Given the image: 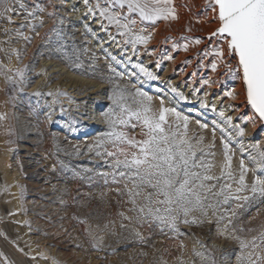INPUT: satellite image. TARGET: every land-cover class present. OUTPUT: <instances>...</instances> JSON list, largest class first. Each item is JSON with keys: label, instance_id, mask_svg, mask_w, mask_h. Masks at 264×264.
Listing matches in <instances>:
<instances>
[{"label": "rangeland", "instance_id": "obj_1", "mask_svg": "<svg viewBox=\"0 0 264 264\" xmlns=\"http://www.w3.org/2000/svg\"><path fill=\"white\" fill-rule=\"evenodd\" d=\"M27 3L29 10L37 4L44 8L38 13L42 26L29 30L23 16H14L11 25L0 21V65L3 66L0 67V115L6 117L0 120V264H212L211 259L205 258L209 255L216 264H240L237 257H247L252 249L241 250L234 237L250 241L264 231V198L257 195L248 202L233 200L218 207L215 215L212 209H208L207 215L193 211L187 219L195 220V224L180 223L179 234L167 229L161 231L156 225L136 220L137 213L131 210L127 194L116 191L123 189L124 181L112 182L113 169L91 147L109 130L104 115L113 108L109 97L123 90L126 98L123 103L135 109L139 99L136 90L140 89L152 97L149 103L153 113L158 111L163 99L166 108L174 107L181 116L189 118L185 130L182 121L173 115L167 117L169 122L180 125L178 131L193 149L203 153L198 159L210 165L205 174L219 178L206 182L215 185L213 191L230 184L227 191L235 193L243 160L249 190L240 195L252 196L251 183L257 175L264 177V170L257 167L254 159L257 150L251 145L260 144L264 150L259 136L263 126L255 136L248 137L245 119L250 107L244 95L234 91L241 77L230 74L225 67L230 63L236 68V60L229 61L226 54L224 62L212 71V57L203 58L204 49L210 47L208 37L218 27L211 9L204 10L206 0H172L177 19H160L154 24L142 22L159 30L158 42L164 48V55L171 50L175 58L181 57L178 70L187 71L186 81L194 77L197 84L204 79L216 87L204 99L202 92L178 86L177 92L186 100L176 97L159 79L146 80L133 67L142 64L151 71L152 66H145L146 58L137 53L129 56L125 54L128 50L122 49L114 56L109 55L99 46V39L93 37L95 29L91 25L95 19H89L90 30L89 24L75 20L76 9L71 8V0H27ZM122 12L140 21L138 14L127 12L126 6ZM54 27L61 30L60 37L51 31ZM111 27L118 34L115 25ZM4 28L12 31L5 34ZM132 31L150 37L145 45L152 41L151 33L138 29L137 23ZM18 32L29 36L30 41ZM195 38L202 42L195 44L192 42ZM174 43L179 47L174 49ZM184 44H188L187 50ZM12 49L19 52V58ZM118 54L122 58L114 60ZM201 61L209 67H200ZM26 65V86L19 91L6 82L5 76H14ZM112 68L122 75L117 76ZM53 71L59 72L52 75L54 79L47 86L46 76ZM131 73L136 78H131ZM161 73L162 70L153 72L159 78ZM59 82H68L73 88L60 86L56 91ZM224 89L233 94L234 106L242 110L239 117L232 118V124L244 128L243 137L237 136L224 122L232 112L213 102ZM93 90H98V94L89 97L95 100L88 99L87 93ZM36 92L41 95H34ZM202 103L208 107H202ZM213 107L216 111H212ZM220 111H224L223 117ZM127 131L142 138L139 127ZM225 142L229 145L230 161L225 160ZM60 162L68 165V170L62 169ZM104 173L109 174L107 183ZM21 187L23 200L19 198ZM214 199L209 194V202ZM221 215L224 220H219ZM240 228L244 231L240 232ZM137 232L143 240L136 236ZM256 251L264 255V250Z\"/></svg>", "mask_w": 264, "mask_h": 264}, {"label": "snow or ice", "instance_id": "obj_2", "mask_svg": "<svg viewBox=\"0 0 264 264\" xmlns=\"http://www.w3.org/2000/svg\"><path fill=\"white\" fill-rule=\"evenodd\" d=\"M82 2L87 10L84 13L85 16H91L100 22L105 31L108 26L115 25L118 35L124 38L122 41H115L116 46L131 45L134 53L136 46L146 44L150 37L133 33L132 29L137 21L122 12L125 6L128 13L138 14L141 22L148 21L154 24L160 19H177L172 0H96L95 3L93 0H82ZM29 7L27 0H0V21L11 25L14 23V16H23L29 30L34 31L37 26L43 25V20L38 13L43 12L44 8L38 4L31 10ZM208 9H211L214 19L218 21V27L208 37L210 47L204 49L203 58L212 57L210 63L212 71L216 70L218 63L224 62L226 54L229 61L236 60V68H233L230 63H226L225 67L228 68L230 74L240 76L242 79L246 90L247 105L254 113V116L249 119L254 123L258 118L264 124V0H206L204 10ZM104 21H107V24H104ZM60 23L62 25L64 21L61 20ZM3 31L7 34L12 29L4 28ZM51 31L57 37L61 36L59 28L54 27ZM17 34L24 40L30 41V37L25 36L23 32ZM109 39L115 40V37L110 34ZM182 39L188 40L189 38L183 37ZM221 41L226 43L221 44ZM192 42L200 44L202 41L200 38H195ZM177 47L179 45L174 43L173 48ZM187 47L188 44L183 45L185 50ZM225 47L227 53H225ZM57 51L61 49L58 48ZM12 52L16 53L19 58L20 54L16 49H12ZM166 58L172 59L171 56ZM113 59L115 60V57ZM160 66V61H157L156 67ZM0 67L3 66L0 65ZM133 67L146 80L159 79L142 64H135ZM200 67H209V65L201 61ZM26 71L27 65L18 69L14 76L6 75V82L12 84L14 89L22 91L26 86ZM111 71L117 76L122 75L116 72L115 68ZM203 83L208 84L209 81L205 80ZM171 91L180 100L187 99L182 93L177 92L175 87H172ZM122 92L123 90L109 97L113 108L104 114L109 130L91 147L96 149L95 155L104 157L105 163L113 169L110 174L112 182L119 184L124 181L123 189L117 188L116 191L118 194H127L128 202L132 205L131 210L137 213L138 222H147L160 227L161 231L167 229L169 232L179 234L178 225L180 223L189 226L196 223L195 220L187 219L193 211L207 215L208 209H212L215 215L218 207L229 205L233 200L248 202L255 199L257 195L264 198V177L260 175H257L251 183L252 196L240 195L249 190L245 183L247 169L243 160L240 163V174L236 181L238 186L235 188V193L227 191L231 189L230 184L223 185L219 191H213L215 185H208L206 182L218 181L219 178L205 174V170L210 168V165L198 159V155H203V153L194 150L185 135L178 131L180 125H175L167 119L169 115L175 116L176 120L183 122L186 130L189 118L181 116L174 107L166 108L163 99L160 100L158 111L153 113L149 103L152 97L140 89L136 90V96L139 98L136 101L138 107L133 109L123 103L126 98ZM34 95L39 96L41 93L36 92ZM57 95L66 94L57 93ZM226 95L231 96L232 93L229 92ZM202 107H208V105L202 103ZM212 111H216L215 107ZM219 115L223 117L224 112L220 111ZM5 118L0 115V120ZM224 122L232 127L237 136L245 135L244 128L239 124H232L230 116ZM137 127L140 128L142 137L139 139L127 131L128 128L134 130ZM201 127H207V125L201 124ZM251 147L257 150V156L254 157L257 159V167L264 170V150H261L260 144H253ZM223 148L225 160L230 161L228 143H223ZM60 167L68 170L69 166L60 162ZM103 175L107 183L109 174L104 173ZM227 175L231 177V173ZM209 194L215 198L213 202H209ZM19 198L21 200L24 198L22 187ZM237 206L240 207V205ZM14 214L9 213V215ZM235 215L236 213L233 212L232 216ZM224 218L221 215L219 220H224ZM231 223L229 219L228 224ZM239 231L243 232L244 229L240 228ZM248 231L253 230L248 229ZM136 236L143 240L139 232ZM234 239L239 241L241 250L252 249L247 257L243 255L237 257L240 264H264V255L256 251L257 249L264 250V231H261L258 236H253L250 241L242 240L239 236ZM93 247L96 245L93 244ZM196 255L204 256L203 253H196ZM205 258L211 259L212 264H216V260L210 255Z\"/></svg>", "mask_w": 264, "mask_h": 264}, {"label": "bare ground", "instance_id": "obj_3", "mask_svg": "<svg viewBox=\"0 0 264 264\" xmlns=\"http://www.w3.org/2000/svg\"><path fill=\"white\" fill-rule=\"evenodd\" d=\"M82 0H71V8L76 9L75 11V20L77 21H83V24L88 25L89 24V30H90V22L89 19L91 16H85L84 13L87 11L86 8L84 7V4H80ZM96 0H93V3H95ZM78 4H80L78 6ZM94 23L91 25V27H93L95 29V31L92 33L93 37L99 39V46L105 49V51H108L109 55L114 56L115 53H120L121 49L123 51L128 50L127 55H134L133 49L131 47V45H123L121 44L120 47H116L115 48V41H122L124 38L119 36L115 29L111 26H108L107 30L104 31L101 27L100 22H98L97 20H93ZM104 24H107V21H104ZM137 28L141 29L144 28L146 32L151 33V38L152 41L149 42L147 45L144 44V46L142 45H137L136 46V50L135 53H137V55H139L140 57H144L146 58L145 62L146 65L145 66H152V70L150 72H155V71H159L162 70V73L160 75V78L158 80V82L160 84H163L164 82V86L167 85L168 89L171 90L172 87H175L176 89L179 87H183V88H189L191 89V91H193L194 89L196 90V92L200 93L202 92V97L208 98L210 96V94L212 95L214 93V91L216 90V87L211 84L210 82L208 84H204L203 81H205L204 79L201 80V82L199 84L196 83L197 79H195L194 77H191L189 81H186V77H187V71H180L178 70V65L180 62L181 57L178 56L177 58H175V55L172 53V51H168L167 55L163 54L164 48H161L160 43L158 42L159 39V30L157 28L154 27H150V26H144V24L141 21H137ZM113 35L115 37V40H110L109 39V35ZM98 42V41H97ZM114 49H116L115 51H113ZM171 56L172 59H167L166 57ZM121 57V55H117L115 56V59ZM122 58V57H121ZM160 61L161 66L159 68L156 67V62ZM127 62V61H126ZM127 67V66H125ZM59 71H53L52 73H48V75L46 76V85L49 86V84L52 82V80L54 79V77L52 76L53 74L57 73ZM131 78H136V75L134 73H131ZM199 80V79H198ZM68 82H65L64 84H62V82H59L58 84H56L55 90L58 91L59 87L62 86V88H73L70 87L68 84ZM144 85L145 83L142 82ZM199 90V91H197ZM235 92L237 91L238 93L241 92L244 97H245V93H244V88L242 85V82L238 85V87L234 90ZM195 92V93H196ZM226 93H229V91H227L226 89L222 90V92L219 93V95L216 97V99H214V104L215 105H221V107L223 108H227V111H231L232 112V116L231 118H237L242 114V110L239 108H236L234 106L235 104V97L233 96V94L231 96L226 95ZM98 94V90H93L91 92L87 93L88 99L91 100H95V98H90L89 95H96ZM207 94V95H206ZM201 97V98H202ZM194 98H191V100ZM246 99V97L244 98ZM193 101V100H192ZM194 102V101H193ZM210 103V102H209ZM247 103V100H246ZM193 104V103H191ZM224 112V111H223ZM226 114V113H225ZM247 118L245 119V124H246V129H247V135L248 137H253L256 135V132H258V130H260L261 126H263V132H261V134H259V136L261 137V142L264 143V124H262L260 122V120L258 118L255 119V122L253 123L251 121V119L254 116L253 110L250 108L247 110ZM242 118V117H241ZM258 135V134H257Z\"/></svg>", "mask_w": 264, "mask_h": 264}, {"label": "water", "instance_id": "obj_4", "mask_svg": "<svg viewBox=\"0 0 264 264\" xmlns=\"http://www.w3.org/2000/svg\"><path fill=\"white\" fill-rule=\"evenodd\" d=\"M241 82H242V79H241ZM242 85H243V83H242ZM243 88H244V93H245V97H246V90H245V87L243 86ZM247 100V99H246ZM249 106V105H248ZM250 107V106H249ZM251 108V107H250Z\"/></svg>", "mask_w": 264, "mask_h": 264}]
</instances>
